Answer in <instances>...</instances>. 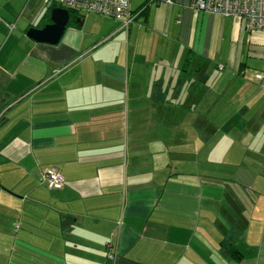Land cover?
Here are the masks:
<instances>
[{
  "label": "crops",
  "instance_id": "0c3cea01",
  "mask_svg": "<svg viewBox=\"0 0 264 264\" xmlns=\"http://www.w3.org/2000/svg\"><path fill=\"white\" fill-rule=\"evenodd\" d=\"M145 1L51 44L55 6L0 0V264H264V32Z\"/></svg>",
  "mask_w": 264,
  "mask_h": 264
},
{
  "label": "built area",
  "instance_id": "2783aa9c",
  "mask_svg": "<svg viewBox=\"0 0 264 264\" xmlns=\"http://www.w3.org/2000/svg\"><path fill=\"white\" fill-rule=\"evenodd\" d=\"M47 4L60 6L69 11L80 14H97L111 17L121 22L122 27H128L137 17L138 13L131 10V0H45ZM160 2L162 0H149V2ZM171 4L173 0H164ZM191 6L204 12L221 15L224 17L237 16L245 20L249 31L264 32V0H191ZM256 78L264 85V71L256 74ZM3 113L0 114V122ZM42 179L47 180L50 188H61L64 176L55 170L42 173ZM114 259L115 254H109Z\"/></svg>",
  "mask_w": 264,
  "mask_h": 264
},
{
  "label": "water",
  "instance_id": "95a60500",
  "mask_svg": "<svg viewBox=\"0 0 264 264\" xmlns=\"http://www.w3.org/2000/svg\"><path fill=\"white\" fill-rule=\"evenodd\" d=\"M78 21L82 24V17ZM70 23L71 12L66 8L55 6L51 9L50 23L42 28L32 27L27 33L36 41L58 44Z\"/></svg>",
  "mask_w": 264,
  "mask_h": 264
},
{
  "label": "trees",
  "instance_id": "16d2710c",
  "mask_svg": "<svg viewBox=\"0 0 264 264\" xmlns=\"http://www.w3.org/2000/svg\"><path fill=\"white\" fill-rule=\"evenodd\" d=\"M148 2H149V0H146L144 2V4L141 5V8L144 9L145 6L148 4ZM52 6H55V5H52ZM136 11H138V10H136ZM70 12H71V23H74L75 21L77 22V18H80L77 15H80V13H78L76 11H72V10ZM256 80L259 83H261V85H263V83L260 80H258L257 78H256ZM6 105H8V104H5V106ZM5 106H4V108H5ZM221 245H222V249H223L225 255L229 258H235L239 261H242L245 259L255 258L257 256V250L254 248H249L247 243L239 235L237 236V241L235 240V243L229 242L228 240H224Z\"/></svg>",
  "mask_w": 264,
  "mask_h": 264
},
{
  "label": "rangeland",
  "instance_id": "374dc122",
  "mask_svg": "<svg viewBox=\"0 0 264 264\" xmlns=\"http://www.w3.org/2000/svg\"><path fill=\"white\" fill-rule=\"evenodd\" d=\"M103 17H104V16H102V17L100 16V18H103ZM113 19H114V18H113ZM115 20H116V19H115ZM251 60H253V61H254V60H257V59H256V58H255V59H250V61H251Z\"/></svg>",
  "mask_w": 264,
  "mask_h": 264
}]
</instances>
